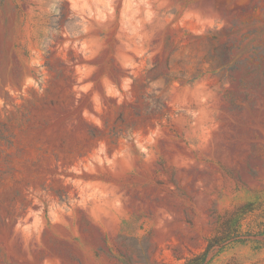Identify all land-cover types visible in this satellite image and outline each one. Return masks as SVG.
I'll list each match as a JSON object with an SVG mask.
<instances>
[{
  "label": "rangeland",
  "instance_id": "1",
  "mask_svg": "<svg viewBox=\"0 0 264 264\" xmlns=\"http://www.w3.org/2000/svg\"><path fill=\"white\" fill-rule=\"evenodd\" d=\"M264 264V0H0V264Z\"/></svg>",
  "mask_w": 264,
  "mask_h": 264
},
{
  "label": "trees",
  "instance_id": "2",
  "mask_svg": "<svg viewBox=\"0 0 264 264\" xmlns=\"http://www.w3.org/2000/svg\"><path fill=\"white\" fill-rule=\"evenodd\" d=\"M228 241L223 234L212 237L204 251L186 260L183 264H207L217 253H212L218 248L216 252H219L223 245Z\"/></svg>",
  "mask_w": 264,
  "mask_h": 264
}]
</instances>
